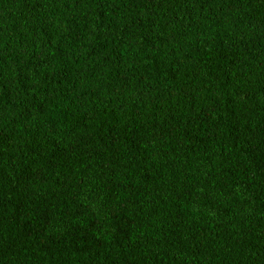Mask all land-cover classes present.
Segmentation results:
<instances>
[{"label":"trees","instance_id":"trees-1","mask_svg":"<svg viewBox=\"0 0 264 264\" xmlns=\"http://www.w3.org/2000/svg\"><path fill=\"white\" fill-rule=\"evenodd\" d=\"M0 264H264V0H0Z\"/></svg>","mask_w":264,"mask_h":264}]
</instances>
